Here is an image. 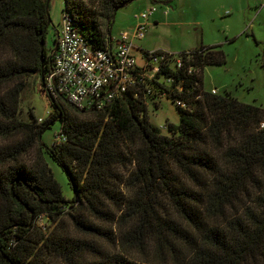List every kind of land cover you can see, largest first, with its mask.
Instances as JSON below:
<instances>
[{"label":"trees","instance_id":"trees-1","mask_svg":"<svg viewBox=\"0 0 264 264\" xmlns=\"http://www.w3.org/2000/svg\"><path fill=\"white\" fill-rule=\"evenodd\" d=\"M132 1L65 0L64 13L102 48ZM46 3L0 0V264H264V108L205 89L204 69L224 64V49L183 51L180 67L173 53L152 51L170 61L138 97L88 110L49 95L50 115L25 120L27 78L44 88L54 64ZM161 93L180 115L168 134L149 116ZM56 120L62 129L47 152L73 199L41 143ZM42 216L55 226L39 227Z\"/></svg>","mask_w":264,"mask_h":264},{"label":"rangeland","instance_id":"rangeland-1","mask_svg":"<svg viewBox=\"0 0 264 264\" xmlns=\"http://www.w3.org/2000/svg\"><path fill=\"white\" fill-rule=\"evenodd\" d=\"M65 0H50L52 23L46 34L47 47H54L57 31L64 18ZM156 7L143 39L136 40L135 54L142 62L144 49L150 52L163 50L175 56L202 45H220L227 61L210 64L204 69V87L218 93L230 91L246 103L264 108V0H134L117 10L113 37L133 29L135 15ZM167 11V12H166ZM21 101V117L45 119L53 110L49 94L43 88L41 78L30 76ZM150 120L168 134L165 125L179 123L177 103L171 97H163L160 105L149 106ZM62 129V121L56 120L42 135L45 159L60 182L67 199L75 197L70 179L64 168L47 152L52 148L55 136ZM37 225L45 230L53 228L51 218L42 216Z\"/></svg>","mask_w":264,"mask_h":264},{"label":"built area","instance_id":"built-area-1","mask_svg":"<svg viewBox=\"0 0 264 264\" xmlns=\"http://www.w3.org/2000/svg\"><path fill=\"white\" fill-rule=\"evenodd\" d=\"M156 10V7H151L136 14L133 29L121 33L115 37L116 41L102 48L90 44L70 15L64 13L56 36L53 68L44 78L46 92L56 100L88 110L104 108L133 92L134 97H138V85L154 78L161 64L172 54L143 53L139 63L134 52L137 47L135 41L145 37L150 17ZM182 63V58L176 56L177 66ZM164 80L168 83L173 81L172 78ZM213 91L216 92L215 89ZM160 97H164V93Z\"/></svg>","mask_w":264,"mask_h":264},{"label":"water","instance_id":"water-1","mask_svg":"<svg viewBox=\"0 0 264 264\" xmlns=\"http://www.w3.org/2000/svg\"><path fill=\"white\" fill-rule=\"evenodd\" d=\"M49 2H50V0H47V3H46V5H47V16H48V22H49V24H51L52 23V20H51V16H50V12H49ZM59 32L57 31V34H58ZM42 50L44 51L45 50V40L43 39L42 40ZM42 79L44 80V77L42 76Z\"/></svg>","mask_w":264,"mask_h":264},{"label":"crops","instance_id":"crops-1","mask_svg":"<svg viewBox=\"0 0 264 264\" xmlns=\"http://www.w3.org/2000/svg\"><path fill=\"white\" fill-rule=\"evenodd\" d=\"M151 18V17H150Z\"/></svg>","mask_w":264,"mask_h":264}]
</instances>
